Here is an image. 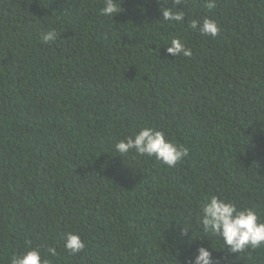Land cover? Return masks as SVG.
<instances>
[{
	"label": "trees",
	"instance_id": "1",
	"mask_svg": "<svg viewBox=\"0 0 264 264\" xmlns=\"http://www.w3.org/2000/svg\"><path fill=\"white\" fill-rule=\"evenodd\" d=\"M116 2L106 17L104 0H0V264L29 250L185 264L199 247L213 264H264V246L232 254L198 225L211 196L264 222V0ZM204 18L215 37L191 28ZM172 39L192 56L170 55ZM144 127L188 156L116 152ZM67 233L84 249L67 251Z\"/></svg>",
	"mask_w": 264,
	"mask_h": 264
},
{
	"label": "clouds",
	"instance_id": "2",
	"mask_svg": "<svg viewBox=\"0 0 264 264\" xmlns=\"http://www.w3.org/2000/svg\"><path fill=\"white\" fill-rule=\"evenodd\" d=\"M159 2V0H157ZM179 5L181 0H175ZM207 7H215L214 0H209ZM120 12V6L116 0H104L102 15L115 17ZM165 21H182L183 13L177 11L175 14L167 8L161 9ZM191 28L198 30L205 36L215 37L219 28L210 19L201 21L192 20ZM57 38L55 30L48 31L43 35L44 43H49ZM167 52L176 57H191V49H186L179 39H172ZM115 150L120 155H125L130 150H135L137 155L155 157L168 167H173L177 162L188 156L186 147L178 146L166 139L162 131H156L149 127L141 128L138 133L121 140L115 145ZM198 225L204 234L217 236L223 242V250H230L232 254L241 253L247 249H256L264 246V222H261L255 211L249 208L238 209L235 203L225 201L217 196L206 199L199 207ZM65 249L72 254L84 249L85 244L80 236L67 233L65 238ZM48 252L56 255L55 248H49ZM212 252L208 248L199 247L194 258H186L185 264H213ZM10 264H49L48 260L42 259L39 251L29 250L21 255L10 257Z\"/></svg>",
	"mask_w": 264,
	"mask_h": 264
}]
</instances>
